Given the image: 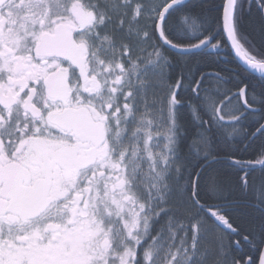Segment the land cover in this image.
Wrapping results in <instances>:
<instances>
[{"label":"snow or ice","instance_id":"6c2138e0","mask_svg":"<svg viewBox=\"0 0 264 264\" xmlns=\"http://www.w3.org/2000/svg\"><path fill=\"white\" fill-rule=\"evenodd\" d=\"M0 264H264V0H0Z\"/></svg>","mask_w":264,"mask_h":264},{"label":"trees","instance_id":"16d2710c","mask_svg":"<svg viewBox=\"0 0 264 264\" xmlns=\"http://www.w3.org/2000/svg\"><path fill=\"white\" fill-rule=\"evenodd\" d=\"M193 2H194V0H193ZM232 66L235 67L236 65L233 64ZM254 175H255L257 178H259V175H260V174L257 172V173H255Z\"/></svg>","mask_w":264,"mask_h":264}]
</instances>
